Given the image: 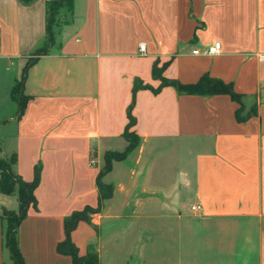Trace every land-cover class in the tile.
Wrapping results in <instances>:
<instances>
[{"label": "crops", "instance_id": "1", "mask_svg": "<svg viewBox=\"0 0 264 264\" xmlns=\"http://www.w3.org/2000/svg\"><path fill=\"white\" fill-rule=\"evenodd\" d=\"M214 43L218 54H193ZM155 62L182 84H231L240 101L159 88ZM137 81L151 89L133 95ZM133 98L139 145L103 177L113 196L72 231L79 255L93 245L100 264H264V0H0V128L15 174L30 182L41 166L36 206L18 227L25 264H74L57 252L65 219L98 206L105 154L128 146ZM167 148L173 158L161 157ZM19 205L0 192V264H14L1 216ZM119 244L127 255L109 252Z\"/></svg>", "mask_w": 264, "mask_h": 264}, {"label": "trees", "instance_id": "2", "mask_svg": "<svg viewBox=\"0 0 264 264\" xmlns=\"http://www.w3.org/2000/svg\"><path fill=\"white\" fill-rule=\"evenodd\" d=\"M19 4L30 5L36 0H16ZM69 2L70 0H62ZM52 12L57 9L60 2L51 1L48 3ZM53 14L49 20L48 26V42L52 41L51 23ZM45 50H37L33 55L36 57L42 55ZM36 58L29 60V65L34 63ZM167 64L159 66L155 62L152 68L153 78L160 81V87L172 86L180 93L197 94V95H214V94H228L234 101L239 102L240 96L237 94L231 84H226L221 80H216L208 75H204L197 83L182 84L176 80L163 77V71ZM139 89H151L149 85H144L142 82L137 81L133 87V95ZM157 91V90H153ZM13 97L19 102L20 113L23 112L27 98L21 93V83L17 84L13 89ZM134 107V98L127 111L128 123L123 132V138L127 141L128 146L122 152H107L105 154V165L97 177V187L99 191V204L96 208L85 207L81 211L73 212L65 219V239L57 245V252L60 254L68 255L72 258L74 264H100L97 252L93 245L89 246L87 255L80 256L79 251L71 240V233L81 221L91 223V216L100 212L102 203L113 196V186L103 182V177L111 170L114 161H122L139 145L140 138L135 132L136 118L133 116L132 111ZM248 115H242L240 109L236 112L238 121H244ZM16 161V156L9 157L7 164H3L2 179L0 180V192L11 195L16 194L19 200V209L17 211L4 210L1 216L5 221V247L9 251L14 264H25L24 258L20 252L18 244V227L20 222L26 217L27 209L29 206H36V199L34 191L40 183L41 179V166L34 167V178L30 182L24 181L19 175L15 174L12 167Z\"/></svg>", "mask_w": 264, "mask_h": 264}, {"label": "rangeland", "instance_id": "3", "mask_svg": "<svg viewBox=\"0 0 264 264\" xmlns=\"http://www.w3.org/2000/svg\"><path fill=\"white\" fill-rule=\"evenodd\" d=\"M134 106H135V100H134ZM9 132H10L9 130H4L3 128H0V162H4V164H7L8 163L9 158H7V157H10L12 155L11 154L12 153L11 150H13V141L11 139L12 136H11V134H9ZM2 148H3V152H2ZM173 155H174L173 151L172 152L171 151L169 152V149L167 148L166 152H164V154L161 157L162 158L163 157L164 158L165 157H172L173 158ZM190 155H193V153L190 154ZM184 156H185V154L182 153L181 159L182 158L185 159ZM179 159H180V156H179ZM170 167H172V165H170V164L167 163V172L164 171V170L163 171H160V169H161L160 165H159V168L156 167L157 168V170H155L156 177H157V175L159 176L163 172H165V174L168 175V173H169L168 170L170 169ZM2 168H3V164L2 165L0 164V180L2 179V171H3ZM184 168L187 171H189V172H193V170H194V163L185 164ZM190 203H191V201L189 200L187 202V204H186L187 205V208L189 207ZM156 221H157V223H159V222H163L164 220L163 219H161V220H157L156 219ZM126 236L132 237V234L130 233V234L126 235ZM160 237H161L160 235H157V238H160ZM115 248L116 247H114V246H110V251L109 252L111 254L115 253L117 256L120 255V254H122V255L124 254V256H125L128 253V250H127L128 249V246L127 245L125 246L124 244H121V245L119 244V246H117L116 250H114ZM115 254H114V256H115ZM156 254H157V256H156L157 258H161L160 256H162V251H158V252H156ZM9 256H10V259L12 260L10 253H9ZM134 257L135 256H133V260H130L129 259L130 264H135ZM12 262H13V260H12ZM113 264H116V263H113Z\"/></svg>", "mask_w": 264, "mask_h": 264}, {"label": "built area", "instance_id": "4", "mask_svg": "<svg viewBox=\"0 0 264 264\" xmlns=\"http://www.w3.org/2000/svg\"><path fill=\"white\" fill-rule=\"evenodd\" d=\"M221 49V44L220 43H214L210 46H207L203 51H199V50H194L193 51V54L195 55H204V56H211V55H215V54H218L219 51ZM139 52L141 54H144L145 53V44H140L139 45ZM200 209L199 206H192L191 207V210L193 212H196Z\"/></svg>", "mask_w": 264, "mask_h": 264}]
</instances>
